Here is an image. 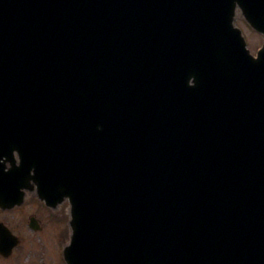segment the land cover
Returning <instances> with one entry per match:
<instances>
[{
  "label": "water",
  "instance_id": "water-1",
  "mask_svg": "<svg viewBox=\"0 0 264 264\" xmlns=\"http://www.w3.org/2000/svg\"><path fill=\"white\" fill-rule=\"evenodd\" d=\"M237 8L264 34V0H0V146L13 95L66 264H264V43ZM23 187L0 167V208Z\"/></svg>",
  "mask_w": 264,
  "mask_h": 264
},
{
  "label": "rangeland",
  "instance_id": "rangeland-1",
  "mask_svg": "<svg viewBox=\"0 0 264 264\" xmlns=\"http://www.w3.org/2000/svg\"><path fill=\"white\" fill-rule=\"evenodd\" d=\"M235 24L242 31L247 48L255 54L263 37L250 28L239 12L236 13ZM28 194L25 206L19 210L0 211V221L9 226L19 239L13 254L4 259L0 256V264H62L61 252L69 232L66 206L62 204L51 212L44 208L34 192ZM30 214L39 220L40 230L33 231L27 226Z\"/></svg>",
  "mask_w": 264,
  "mask_h": 264
},
{
  "label": "flooded vegetation",
  "instance_id": "flooded-vegetation-1",
  "mask_svg": "<svg viewBox=\"0 0 264 264\" xmlns=\"http://www.w3.org/2000/svg\"><path fill=\"white\" fill-rule=\"evenodd\" d=\"M22 128H23V125H22ZM10 148H12V151H11V159H12V161L14 163V166L17 167L18 166V152H17L16 149H14L15 146H11ZM22 155H23V152H22ZM0 162L3 163L5 170H8V168L11 166V161L7 160V157L4 156V155H2L0 157ZM26 194L27 193L24 192V196H23V201L24 202L22 203V205L20 207H15L14 208L15 210H19L20 208H22V206H25V204H26V198H27V195Z\"/></svg>",
  "mask_w": 264,
  "mask_h": 264
}]
</instances>
